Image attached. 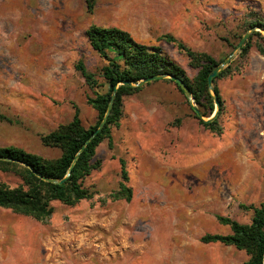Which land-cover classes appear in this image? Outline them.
Wrapping results in <instances>:
<instances>
[{
    "label": "rangeland",
    "instance_id": "374dc122",
    "mask_svg": "<svg viewBox=\"0 0 264 264\" xmlns=\"http://www.w3.org/2000/svg\"><path fill=\"white\" fill-rule=\"evenodd\" d=\"M250 15L264 19V0H0V117L11 121L0 118V147L54 159L60 151L40 135L70 122L75 109L84 127L95 124L86 103L93 92L74 69L80 61L97 74L102 65L85 37L90 25L161 48L192 79L188 57L161 36L221 62L233 50L225 40L234 41ZM250 56L240 74L215 82L219 137L199 125L192 100L173 83L145 84L126 97L111 141L96 148L100 167L84 181L93 197L52 203L43 223L0 208V264H244V251L200 238L230 234L218 216L248 224L252 211L240 206L264 199V58L255 47ZM232 87L241 91L237 103ZM121 159L129 202L110 196ZM0 183L20 180L0 172Z\"/></svg>",
    "mask_w": 264,
    "mask_h": 264
},
{
    "label": "trees",
    "instance_id": "16d2710c",
    "mask_svg": "<svg viewBox=\"0 0 264 264\" xmlns=\"http://www.w3.org/2000/svg\"><path fill=\"white\" fill-rule=\"evenodd\" d=\"M252 15L245 18L237 27L240 32L238 33L236 30L233 33L234 41L224 39L229 48L234 49L242 35L251 27L259 28L264 32V19L260 15ZM85 37L89 47L101 60L102 65L97 74L88 72L80 61L75 64L74 69L80 73L85 84L93 92V96L87 97L86 103L95 110L96 122L92 126L84 127L79 119L78 111L75 109L70 122L47 134L40 135V142L43 146L57 148L60 151L59 156L54 159H46L14 146L0 147V172L11 173L20 180V183L13 188L0 183L1 209L43 223L53 214L52 203L58 202L64 206L73 207L80 201L90 200L93 197V193L84 186V181L100 167L99 161L95 159L96 148L104 140L111 141V130L119 126L122 118L124 99L143 88L130 84L118 85L120 81L137 83L154 75H172L183 81L188 87L192 102L202 117L209 118L215 109L207 86V76L220 62L210 55L191 50L179 39L169 34L161 36V39L166 43L173 44L179 52L185 54L189 59L190 67L197 70L196 75L189 79L186 72L161 48L141 44L123 29L90 25L85 31ZM253 37L257 38L255 42H252ZM252 47H255L258 54L264 58V38L258 32H254L241 45L237 57L214 78V92L220 104L217 116L210 121H204L194 114L199 125L215 137H219L223 132L220 122V116L223 113V101L215 82L240 74L248 61ZM99 79L102 82H99ZM162 81L173 83L169 79H162ZM173 84L182 93L181 89L175 83ZM115 86L117 89L103 128L82 149L70 169L80 147L95 131L103 118ZM189 106L193 112L190 103ZM0 118L11 122L5 117ZM25 165L30 166L31 169ZM119 165L120 182L110 196L113 201L129 202L132 198V190L126 185L128 176L124 160H119ZM68 171V177L61 184L45 182L33 173L36 172L45 178L61 180ZM240 207L252 211L248 224H240L229 218L218 216L216 217L217 221L221 225L228 226L231 231L230 234H206L200 238V242L232 246L246 253L248 259L244 264H263L264 199L258 206L241 205Z\"/></svg>",
    "mask_w": 264,
    "mask_h": 264
},
{
    "label": "water",
    "instance_id": "95a60500",
    "mask_svg": "<svg viewBox=\"0 0 264 264\" xmlns=\"http://www.w3.org/2000/svg\"><path fill=\"white\" fill-rule=\"evenodd\" d=\"M256 30H260L259 28H256V27H251L248 31H246L243 36L240 38V40L238 41L237 45L235 46V48L232 50V52L223 60L221 61L216 68H214L211 73L207 76V86H208V89H209V92L212 96V99H213V103H214V111L213 113L211 114V116L209 118H204L202 117V115L200 114V112L194 107H193V112L194 114L196 115L197 118L199 119H202L204 121H210L212 120L213 118H215L217 116V113L219 111V108H220V104H219V101H218V97L216 95V93L214 92V86H213V80L215 77H217L219 75V73L227 66L230 64V62L233 60V57H234V54L236 51H238L241 47V45L249 38V36L255 32ZM262 31V30H260ZM263 32V31H262ZM162 79H169L171 80L173 83H175L182 91L183 95L188 99V101H191L192 98H191V93H190V90L188 89V87L185 85V83L183 81H181L180 79L176 78L175 76H172V75H165V74H161V75H154V76H151L149 78H146V79H143L137 83H128L126 81H120L118 83V85H132V86H143L145 84H148V83H151V82H154V81H159V80H162ZM117 89V86H115L112 90V95H111V99L108 103V106L106 108V112L103 116V118L101 119V121L99 122L97 128L95 129V131L86 139V141L82 144V146L80 147L78 153L75 155L71 165H70V169L72 168L74 162L76 161L77 157H78V154L82 151V149L94 138V136L103 128L106 120H107V117L110 113V109H111V106H112V99H113V96H114V93ZM24 165V164H22ZM28 169H31L30 166L28 165H25ZM34 175L38 178H40L41 180L45 181V182H49V183H53V184H61L65 181V179L68 177L69 175V171L68 173L66 174V176L61 179V180H57V179H52V178H45V177H42L40 176L38 173L36 172H33ZM263 264H264V260H263Z\"/></svg>",
    "mask_w": 264,
    "mask_h": 264
},
{
    "label": "crops",
    "instance_id": "0c3cea01",
    "mask_svg": "<svg viewBox=\"0 0 264 264\" xmlns=\"http://www.w3.org/2000/svg\"><path fill=\"white\" fill-rule=\"evenodd\" d=\"M248 60L250 62L251 56L248 58ZM229 95L231 97V102L234 101L235 103H237V101L241 99V91L235 87L231 88Z\"/></svg>",
    "mask_w": 264,
    "mask_h": 264
}]
</instances>
